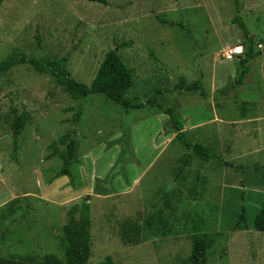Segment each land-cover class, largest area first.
Masks as SVG:
<instances>
[{"label": "rangeland", "instance_id": "rangeland-1", "mask_svg": "<svg viewBox=\"0 0 264 264\" xmlns=\"http://www.w3.org/2000/svg\"><path fill=\"white\" fill-rule=\"evenodd\" d=\"M105 1L2 0L0 61L14 50L65 57L88 85L116 49L132 71L126 96L144 102L162 92L156 101L176 110L182 139L209 156L185 148L165 113L124 110L103 95L73 98L50 73L14 65L0 73V256H61L67 211L86 206V264L106 256L188 264L192 236L202 233L215 234L203 264H264V232L253 227L264 203V53L236 81L239 59L264 43V0ZM236 44L242 53L225 58ZM194 82L200 88L178 87ZM69 139L73 160L59 175ZM241 207L242 228L233 230ZM144 217L150 230L123 244L121 222Z\"/></svg>", "mask_w": 264, "mask_h": 264}, {"label": "trees", "instance_id": "trees-1", "mask_svg": "<svg viewBox=\"0 0 264 264\" xmlns=\"http://www.w3.org/2000/svg\"><path fill=\"white\" fill-rule=\"evenodd\" d=\"M98 1L105 3V0H88ZM2 0H0V3ZM174 25V22L162 21ZM247 39L250 44L253 42L251 36ZM241 45V44H240ZM242 46V45H241ZM260 48L259 51L252 53L251 47L246 51L245 56L239 59V64L244 65L243 69L239 70L237 82H240L243 75L247 72L246 62L251 59L255 54L264 53V43L257 44ZM243 47V46H242ZM64 58L56 59L51 56L35 57L23 52L11 51L0 61V73H4L11 67L17 64H29L35 71L39 73H50L54 76L55 81L73 98H85L92 95H103L105 98L115 101L124 110L141 109L149 107L159 112L165 113L169 116L170 126L176 131V138L181 140L187 149H194L197 153L208 157L206 147L198 142L191 143L182 139L183 123L177 116L176 110L172 106L165 105L156 101V96L160 91L154 90L151 97L144 102H135L134 99L126 96L127 91L133 85L132 71L125 65L116 50L111 49L106 52L104 58L98 66V69L87 85L82 82H77L66 69L64 65ZM180 89L193 90L200 88L197 82L184 86L182 83L178 84ZM203 92V90H201ZM162 93V92H160ZM17 119L21 118L17 114ZM20 122H16L15 128L21 127ZM73 144L74 140L69 139L66 144L65 156L63 159V166L59 175L69 174V165L73 160ZM227 166L234 167L232 163L223 161ZM16 200L9 201V206ZM87 207H73L67 211V221L61 225V233H57L58 245L60 255L57 253H45L43 256L38 257L33 254L22 256L9 255L7 257L0 256V264H86L90 257V218L87 212ZM244 222V209L241 207L238 213V219L233 225L232 229L242 228L240 223ZM142 226L150 230L151 222L148 217L144 220H125L119 226V236L123 244H138L140 242V232ZM253 227L257 231L264 232V203L260 209L255 213L253 219ZM215 234L202 233L194 234L189 255L186 260L188 264H203L206 262L209 250L214 240ZM100 264H114L110 256H106Z\"/></svg>", "mask_w": 264, "mask_h": 264}, {"label": "built area", "instance_id": "built-area-1", "mask_svg": "<svg viewBox=\"0 0 264 264\" xmlns=\"http://www.w3.org/2000/svg\"><path fill=\"white\" fill-rule=\"evenodd\" d=\"M237 49L239 51H237ZM242 46L240 44H236L234 46H231L230 48L227 49V51L224 53V57L227 59L232 58L233 56L239 55L242 53Z\"/></svg>", "mask_w": 264, "mask_h": 264}, {"label": "clouds", "instance_id": "clouds-1", "mask_svg": "<svg viewBox=\"0 0 264 264\" xmlns=\"http://www.w3.org/2000/svg\"><path fill=\"white\" fill-rule=\"evenodd\" d=\"M239 55H236V57H238Z\"/></svg>", "mask_w": 264, "mask_h": 264}, {"label": "snow or ice", "instance_id": "snow-or-ice-1", "mask_svg": "<svg viewBox=\"0 0 264 264\" xmlns=\"http://www.w3.org/2000/svg\"><path fill=\"white\" fill-rule=\"evenodd\" d=\"M237 51H239V50L237 49Z\"/></svg>", "mask_w": 264, "mask_h": 264}, {"label": "crops", "instance_id": "crops-1", "mask_svg": "<svg viewBox=\"0 0 264 264\" xmlns=\"http://www.w3.org/2000/svg\"><path fill=\"white\" fill-rule=\"evenodd\" d=\"M237 58V57H236Z\"/></svg>", "mask_w": 264, "mask_h": 264}, {"label": "water", "instance_id": "water-1", "mask_svg": "<svg viewBox=\"0 0 264 264\" xmlns=\"http://www.w3.org/2000/svg\"><path fill=\"white\" fill-rule=\"evenodd\" d=\"M116 50V49H115Z\"/></svg>", "mask_w": 264, "mask_h": 264}]
</instances>
